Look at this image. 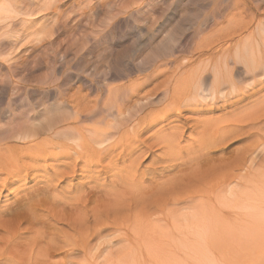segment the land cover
<instances>
[{
	"label": "bare ground",
	"instance_id": "obj_1",
	"mask_svg": "<svg viewBox=\"0 0 264 264\" xmlns=\"http://www.w3.org/2000/svg\"><path fill=\"white\" fill-rule=\"evenodd\" d=\"M7 93L0 108V190L8 193L27 192L19 189L50 170L57 175L47 161L101 163L122 144L144 143L156 127L159 143L182 144L187 129L215 117L224 137L203 141L206 150L196 153L211 166L179 183V195L141 204L134 221H178L176 231L160 234L175 236L187 253L193 243L216 241L227 223L232 240L227 247L218 240L224 258L240 252L234 264H261L263 254L254 255L246 240L251 231L264 232V0H0V102ZM124 217L86 225L78 241L59 235L60 244L44 254L89 264L110 249L121 264L139 263L136 248L125 252L117 244L143 242L149 233L124 234L118 230ZM190 224L193 231L184 229ZM11 243L0 246L6 250L0 257Z\"/></svg>",
	"mask_w": 264,
	"mask_h": 264
},
{
	"label": "rangeland",
	"instance_id": "obj_2",
	"mask_svg": "<svg viewBox=\"0 0 264 264\" xmlns=\"http://www.w3.org/2000/svg\"><path fill=\"white\" fill-rule=\"evenodd\" d=\"M151 21L152 20H150V22ZM139 25H144V21L139 22ZM92 56V54H85V58L87 59L91 58ZM45 67H42L44 72L47 71V68ZM32 85L35 86L34 88L37 91L38 88H40L38 84H35L34 82L32 83ZM8 97L9 93L3 96L2 100H4H1L0 102L1 109L7 105ZM213 119L215 120V117L209 119L207 122L208 124H199V127H196L197 130L193 127L187 129V134L185 133L186 136L182 139H186L188 142H182V144L168 145L162 144L161 142L160 144L158 142V139L162 138V132L158 133V128L156 127V130L153 129L150 131V133L148 131L143 135L144 143H142L141 140V143H139L140 145H134L133 143L131 145H128L130 143L122 144L121 147L114 149V152L116 153H113V156L109 154L108 159H104L101 163H98L96 159H92L93 161L90 164L81 161L80 159L78 160L79 165L77 166L75 165V162L73 163L70 159L67 158H62L59 161L50 160L45 162L44 164L48 166L55 164V169L58 171L57 175H54V171L50 170L49 175H47L43 179L33 180L19 189L20 191L28 190L25 193H8V191H5V189H1L0 246L5 241H12L7 252L0 257L1 262L7 263L11 261L12 264H64L65 259L63 257V254H57L51 257L44 254L49 249V244L50 246H53L54 244H60V241L58 240L60 239L59 235H68L70 238L78 241L81 231L86 225L89 224L93 226V224L108 221V219L111 220L118 216H121L122 220V218H125L124 216H128V221H125L123 223L124 225H126L118 230L122 231L124 234L126 233L132 236H138V234H143L146 231L147 233H149L150 238H146L143 242L141 241L140 243H138V241L125 240L117 244V246H126L125 252L128 250H133L135 248L137 249V254L135 255H138L137 258L139 260V263H134L132 260L127 259L129 260V262L126 264H175L181 262L183 264H205L202 261L203 255H206L207 258H210L211 255V258H213L214 260L216 259L215 261L220 264H223V262L234 264V261L231 260H235L238 256H240V252H232L228 255L226 254V258H224L223 256V254L225 255V248H222L223 244L221 242L223 241L225 244L227 239L232 240L233 238L231 237L232 235L229 236L228 234V227L225 226V224L227 223L223 224V229L221 230V234L219 235L220 237L217 236V240L215 239L217 241L216 246L214 245L216 244L214 243L216 242L214 240L208 243H199V245L198 243H193L192 246H190L191 250L187 253V251L182 248L183 246L181 242L178 241V239H175V236L173 237V239L169 237L167 238V236L160 234L161 231H167L168 235L171 233V231H176V229L180 227V225H178V221L174 220L177 225H173L171 221L169 222L167 220L162 221L154 219V221L152 222H145L144 225L141 222V224H136V222L134 221L135 213H137V209L141 204L143 205L146 204V202H153L159 198L161 199L172 194L179 195L181 191L180 189H182L183 187H181L179 183L185 181L182 184L186 185V182H188L192 178H195L194 176L196 174H200L202 170L203 172H205L206 164L207 169L211 166V164H209L208 162L203 161L201 157L199 158V160L198 156L201 154L200 151L202 152L206 150H204V148L207 145L202 144L203 141L208 140L209 142H212L222 136V133L217 129L218 127L215 126ZM224 119L222 118L221 120ZM209 124H211V127H209ZM172 127L174 129L172 128V130L170 131H176V125ZM201 129L204 130L202 131ZM213 129L217 131H214ZM152 131L153 133H151ZM156 131L157 133L155 135L154 132ZM198 133L200 134V136ZM190 135L191 137H189ZM222 137H224V135ZM191 139L192 142L190 141ZM190 144L192 145L189 146ZM234 147L236 148V144H231L230 148L232 149L230 150H233ZM196 153H198L199 155ZM231 153L233 155L231 154L232 156L229 157L232 159L235 157V152ZM183 158L186 161L188 160L186 164ZM195 159L197 160V162ZM227 161L230 162V159H226L225 162ZM204 162L206 163L204 164ZM150 163L154 164L151 165ZM215 163L216 162H214V164ZM203 165L205 166L203 167ZM188 167L191 168L188 170ZM153 169L157 170L155 171ZM147 170L150 171L147 172ZM170 171H173V174L169 173ZM186 173L187 179L185 177ZM162 175L166 177H163ZM177 176L179 178H176ZM174 178L175 180H172ZM176 179H179V181H177ZM18 185L19 184L15 185V187H17ZM174 186L176 188H174ZM12 188L13 189H11V191L9 192H12L14 190V187ZM148 197L150 198L148 199ZM106 209H108V211ZM116 209L118 211H116ZM223 209L226 211L228 210L225 205H223ZM115 213H117L118 216ZM122 213H124L125 215ZM195 227L196 225L190 224L189 227L185 226L184 229L193 231ZM150 228H153L154 232H152V229ZM155 228L160 229V231H156ZM263 233L260 232L261 235L259 236V234H257V236H259L257 237L254 236V234L251 235V231L249 234L250 237H247L250 241L246 240V243L248 245L250 244L249 246L251 248H254L255 252L254 250L251 251L254 252V255L257 252L258 256L260 252V255L263 254L264 256ZM251 237L255 240V242ZM153 240H155L156 242ZM150 242L151 245L149 246V248H146V245ZM220 243L222 244V246ZM258 243L259 248L253 247L255 245L257 246ZM207 244L208 246H206ZM227 246L225 244L224 247ZM103 247L104 246L101 245L99 250H102ZM200 247L202 248L199 249ZM203 247L205 248L203 249ZM209 250H211L212 252H210ZM2 251L6 250L0 247V253ZM111 251L112 250L107 249V251L104 252L103 256L100 257L101 254H99L95 257L89 258V264H97L102 260H107V264H121L118 260L121 255H112L110 253ZM190 252H193L195 254L192 253L193 255H191L189 254ZM219 252L222 253L220 254ZM213 253L215 258L213 257ZM200 254L202 256H200ZM257 258H262L261 264H264L263 257L259 256ZM195 259L201 260L196 261ZM86 263L87 259L79 257L75 264Z\"/></svg>",
	"mask_w": 264,
	"mask_h": 264
}]
</instances>
